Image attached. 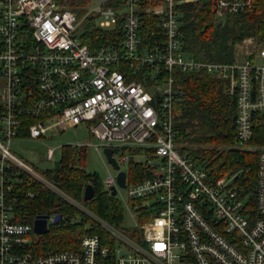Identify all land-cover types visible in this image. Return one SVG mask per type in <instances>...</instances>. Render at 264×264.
I'll return each mask as SVG.
<instances>
[{
	"label": "built area",
	"instance_id": "1",
	"mask_svg": "<svg viewBox=\"0 0 264 264\" xmlns=\"http://www.w3.org/2000/svg\"><path fill=\"white\" fill-rule=\"evenodd\" d=\"M188 1L95 0L79 16L59 0H0V264H264V147L254 150L250 206L234 182L237 174L209 177L176 149L173 131L176 72H206L226 82L235 101L236 141L249 143L255 117L264 125V45L233 63L196 60L180 39L178 8ZM205 1L219 19L256 6V0ZM92 21L99 30L114 31L112 45L82 43ZM25 115L38 118L27 127L32 140L88 127L98 142L94 150L114 172L103 188L115 192L134 221L129 232L97 218L11 152ZM105 149L117 150V169ZM131 161L149 175L129 185L121 165ZM120 172L126 173L125 188L117 182ZM20 174L91 218L105 237L85 233L76 249L37 256L24 251L33 223L16 222L15 206L20 196L33 194L14 193Z\"/></svg>",
	"mask_w": 264,
	"mask_h": 264
},
{
	"label": "trees",
	"instance_id": "2",
	"mask_svg": "<svg viewBox=\"0 0 264 264\" xmlns=\"http://www.w3.org/2000/svg\"><path fill=\"white\" fill-rule=\"evenodd\" d=\"M59 1L62 3L63 0ZM178 11L184 51L196 60L233 63L239 61L236 47L244 40L252 38L259 44L264 43V0H256L252 13L227 15L222 21L216 20L210 1H188L180 5ZM86 30L83 44L90 48L112 45L114 31L99 30L93 21L86 25ZM175 76L176 89L180 93L173 104L176 149L203 168L209 177L218 179L237 174L234 182L239 193L242 197H247L252 206L257 153L242 146L264 147V125L259 122L260 116L255 117L257 123L251 141L240 145L234 131L235 101L227 92L226 82L213 78L206 72H176ZM37 120L38 118L23 116V126L18 137H28L27 127ZM84 164V148L64 146L59 159L58 187L76 201L84 203L108 224L120 226L123 216L121 204L104 190L96 176L86 173ZM128 171L129 185L149 175L145 166L133 161L128 164ZM53 173L52 167L45 170L43 175L51 178ZM17 181L14 193L20 196L30 192L33 197L25 199L20 196L15 206L16 222L32 224L39 216L61 217L56 225L48 227L45 235L30 236L32 239L24 247V251L37 256L52 251L76 249L79 239L85 234H82L83 224H70L69 219L75 216L76 211L23 174L17 176ZM88 184L93 187L94 197L84 202L82 195ZM147 217L146 211L143 212L139 217L140 223ZM91 232L89 229V233L94 234ZM95 233L105 237L101 230Z\"/></svg>",
	"mask_w": 264,
	"mask_h": 264
},
{
	"label": "rangeland",
	"instance_id": "3",
	"mask_svg": "<svg viewBox=\"0 0 264 264\" xmlns=\"http://www.w3.org/2000/svg\"><path fill=\"white\" fill-rule=\"evenodd\" d=\"M89 0H63L62 5H65L66 8L70 9L71 11L75 12L77 15L82 16L84 15L90 7L95 5V0L88 2ZM197 0H191L190 2H194ZM216 20L222 21L215 17ZM264 43L259 44L255 40L246 39L243 41L239 46L236 47V53L238 54V60L242 61L249 58L250 54L255 51L258 47H262ZM4 81L0 78V89L3 87ZM98 142L90 136L89 129L86 125H80L76 128H67L63 132H47L43 137L32 140L27 137H18L13 140L11 145V152L19 158L22 162L26 165L31 167L34 171L43 174L45 170H50L53 167L54 161H59L62 148L64 146H74L77 144H90V146L85 147V164L84 170L89 175L96 176L99 181L102 183L107 178L108 174H114L111 167L106 163L105 158L103 155L97 153L94 150V146ZM243 148H247L248 150L254 151L257 150L255 146H242ZM53 150L54 151V158L52 161L47 159L48 152ZM117 158L119 155L116 156ZM123 166V167H122ZM123 170L128 171V166L121 165ZM122 195H125L122 192ZM117 201L120 203L118 198L116 197ZM62 201L61 199H59ZM75 200V199H74ZM63 202V201H62ZM79 202V201H78ZM64 203V202H63ZM81 203V202H80ZM66 204V203H65ZM121 204V203H120ZM67 205V204H66ZM69 206V205H67ZM84 208H86L89 212L95 215L100 220L106 222L102 218H100L96 213L90 210L83 204ZM123 206V205H122ZM76 211L74 217L69 219L70 224H83V233H89V229H91V233H95V231H100L101 228L96 225L91 218L88 216L80 213L75 207H72ZM123 216H122V224L118 226L120 229L130 230L134 227V221L130 218L127 209L123 206ZM52 216V215H51ZM84 219H86L84 221ZM108 223V222H107ZM56 225V224H50ZM92 225V226H91ZM101 232H103L101 230ZM32 237L29 238V242Z\"/></svg>",
	"mask_w": 264,
	"mask_h": 264
},
{
	"label": "water",
	"instance_id": "4",
	"mask_svg": "<svg viewBox=\"0 0 264 264\" xmlns=\"http://www.w3.org/2000/svg\"><path fill=\"white\" fill-rule=\"evenodd\" d=\"M116 152H117L116 149H105L104 150V155H105L107 161L110 164H112L115 169H117L118 166H117V163L115 162V160L113 159L112 154H115ZM53 168H54V173L52 175V180L57 183L58 182L59 161L53 162ZM125 177H126L125 172H120L117 176V182L121 188H125V183H124ZM110 195L112 197H114L115 192L111 191ZM93 197H94L93 187L88 184L83 191L82 200L84 202H88ZM48 218H49V216H39L33 221V232L35 235L42 236V235H45L47 233L48 227H49L48 226ZM60 218L61 217L59 215L54 216L52 223L57 224L59 222Z\"/></svg>",
	"mask_w": 264,
	"mask_h": 264
},
{
	"label": "bare ground",
	"instance_id": "5",
	"mask_svg": "<svg viewBox=\"0 0 264 264\" xmlns=\"http://www.w3.org/2000/svg\"><path fill=\"white\" fill-rule=\"evenodd\" d=\"M84 149H86V148H84ZM123 167V166H122ZM71 197V196H70ZM84 204V203H83Z\"/></svg>",
	"mask_w": 264,
	"mask_h": 264
},
{
	"label": "crops",
	"instance_id": "6",
	"mask_svg": "<svg viewBox=\"0 0 264 264\" xmlns=\"http://www.w3.org/2000/svg\"><path fill=\"white\" fill-rule=\"evenodd\" d=\"M28 138V137H27Z\"/></svg>",
	"mask_w": 264,
	"mask_h": 264
}]
</instances>
